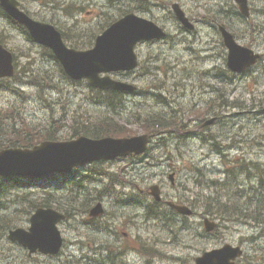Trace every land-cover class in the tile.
Masks as SVG:
<instances>
[{
  "label": "rangeland",
  "instance_id": "1",
  "mask_svg": "<svg viewBox=\"0 0 264 264\" xmlns=\"http://www.w3.org/2000/svg\"><path fill=\"white\" fill-rule=\"evenodd\" d=\"M168 1L169 3L165 2L168 7L158 5L153 7V13L139 14L153 19L164 26L170 34H173V37L179 38V42L181 43L184 41V38L180 36L178 22L170 13L173 2H179L187 9L190 15L192 13L193 16L204 20H212L213 18L217 21L220 20L217 16V11L220 10L237 26V34L239 38H242L239 39L240 42L243 44L249 43L254 50L264 54V15L261 12V9L264 11V0H251L252 18L250 22L262 26V34L254 33L255 35L250 34L251 30L241 20L234 9L233 3L228 5L226 3L227 0ZM22 2L26 6L25 9L34 17L53 23L58 28L67 31L68 33L65 34L69 39L81 47L90 46L100 28L115 15L119 14L114 9L121 11L124 8V6H117L109 12L103 0H22ZM80 6L83 7V11L81 12L79 11ZM65 8L68 10L69 15H66ZM204 8L209 9L207 14H205ZM210 26H205L203 23L198 24L196 36H205L206 29L211 28L208 32L209 38H191L195 40L192 44L193 50L187 51L184 55H181L179 51L168 52L167 43H172L175 38H170L167 42L165 40L156 42V44L147 43L149 45L141 46L138 51L141 62L149 59L151 56H158L160 53L163 54L161 55L163 58L168 59H164L163 62L158 61V66L161 69L166 68L169 71L172 66L183 68L191 65L193 62H188L189 58L196 59V57H193L192 51H197L200 54L199 58H204L203 62L197 65L200 71L208 70L212 66H223L224 51L220 46L215 25L211 24ZM246 31H248L247 34ZM0 32V40L4 39L7 46L16 53L18 68L29 73L23 77L25 80L36 78L39 81L47 80L54 83L53 75L48 72L58 76L59 68L53 60L49 62L43 58L46 55H44V51L37 44L25 38L20 29L10 24L5 17L1 16ZM213 46L215 47V52L213 53L216 54L214 57L210 56L212 50H208V48H213ZM205 56H210L211 58H205ZM144 73L145 67H140L139 73L131 74L123 79L136 85H143L145 88L149 86L161 87L160 83H156V80L149 81L145 78V80H142L141 76ZM185 74V71H180L178 78L172 79L171 82H181L182 84L180 85L186 86V90H184L185 95L180 100L184 105H190L194 104L198 99V88L200 82H203V77L198 75V78L197 74H195L194 79L187 80L184 78ZM111 75L116 79L120 77V75ZM248 77L245 76L239 81L243 86L238 83L228 86V93L231 99L240 98L249 101L251 99L257 100L264 95V61L256 70V74L251 78ZM207 78L213 84H219L218 80L209 77V75H207ZM56 83L58 84L59 81L56 80ZM236 84L239 85L238 89L235 86ZM24 90L27 96L19 98V95L0 88V115L12 111L13 108L7 109L10 107L11 102L18 101L22 103L27 111L22 125L33 129L39 138L46 130L56 135L58 140L77 138L78 136H73L75 128H79L81 132L85 130L93 132L92 129L100 127L98 126L99 120L110 116H115L123 122L124 126H126L123 132L128 136L142 134L144 133L143 130H147L142 125V118L151 111L148 108L152 106V103L146 102V105H143L145 107L141 109L142 103H145V99L143 100L142 96H135L134 98L133 94H127L126 99H123L125 97L123 96L124 94H117V97H115L98 88H91L87 83L80 80H72L70 83L61 82L59 90L47 89L42 92L38 88L30 86H25ZM202 98L203 100L200 102V105H205L206 97L203 96ZM125 100L129 104L128 110L126 109L127 102ZM200 105H197V107ZM2 108L6 109L2 110ZM163 108L161 105L154 104L152 110L157 111ZM144 109L147 110L143 111ZM188 109L190 108L188 107ZM238 111L242 110H227L223 122L214 128L211 127L212 131L219 132L221 146L212 143V141H202L197 137H184L180 138V140L178 138L167 137L168 146L165 147L162 146L159 140H154L151 144L152 157L147 158L146 155L142 156L140 158L143 161L142 164L133 165L134 168H131V166L121 173L118 172L120 174L116 178L121 183L117 184L132 185L137 179L138 182L144 180L146 182L149 181L151 184L159 183V180L163 177L162 174L166 173L163 179L166 192L172 196H176L178 193L189 196L191 200H195L193 205L198 210V213H201L204 209L202 202L205 203L206 201L204 200V187L209 179H223L225 177V168L236 167L246 159L257 161L258 164L264 167V110L241 113ZM172 113L179 118L178 120L181 122L180 128L186 132L188 131V134L194 132L192 127L198 120L193 122L188 120L196 118V115H200L201 112L199 114L191 112L186 117L185 109L178 107L172 110ZM96 114L100 115V117L102 116V118H96L90 124L85 123V120L88 118L86 116ZM138 116L139 119L137 118ZM17 120L18 117L16 116L10 119L11 122H16ZM8 125L12 124L8 123ZM101 127L103 128L104 124ZM211 128L208 130H211ZM234 139L241 140L242 142L234 145ZM231 145L233 146L228 148ZM222 150L229 155L220 154ZM236 161L239 163L236 164ZM112 164V162L105 164L108 171H112ZM115 169H117V166ZM171 172L175 173L176 184L173 186L168 177ZM43 179L45 180L46 178ZM53 180H28V183H30L28 186L31 188L27 189H35V186L41 184L42 187L36 190L42 192L43 187L54 183ZM61 180L70 198L81 201L87 196L86 190L75 181V176L72 173L61 176ZM113 189L109 188L102 192L103 196L92 197L91 199L93 201L101 200ZM20 191L21 188L17 184L9 185L8 179L0 181V195L7 196L19 193ZM165 198H168V194L165 195ZM53 199L54 196L52 195L51 202L56 204ZM20 200V197H6L0 202V206L11 207L12 214L15 212L20 213L24 205L18 203ZM147 202L149 203L147 209L149 217L146 221L142 217H138L136 220L138 226L127 224L126 222L123 225L124 230L129 232V237L126 238L123 234H120V246H131L133 252H128V258L120 255L118 258L121 263L117 264H188L194 262V259L202 253V250L220 247L225 243L243 245L245 252L252 258L256 254H260V257L253 258V261L264 264V259H262V256L264 257V238L261 239L259 235L260 228L256 227L254 223L229 224L226 228L221 229L222 236H206L202 238L196 235L194 228L200 221L199 216H194L188 221L192 227L188 228L187 224H185L182 228L177 226L172 231H169L164 228L163 224L156 221L157 218H162L164 222L167 220L164 206L156 205L151 200ZM191 202L190 200L185 201L187 204ZM109 207L111 209V206ZM30 212L31 208L26 206L25 214L27 217L22 218L19 214L16 224H19L22 218L21 225L28 227L30 222L27 219L31 216L29 215ZM87 212L88 209L85 210V213ZM136 214L140 215V212L137 211ZM60 230L65 240L61 255L51 257L41 254L28 256L27 251H24L21 246L10 242L7 237L0 234V258H4L5 261L9 260L10 264H110L112 262L111 256L114 257V255L110 252L105 253V245L97 244L101 237L90 235L87 232V227L82 224V218L79 215L67 220L65 223H61ZM138 236H140L141 240H135ZM249 236H254L255 239L253 241L247 240L246 237ZM111 238L113 237L111 236ZM145 238H151L152 241L144 240ZM153 242L157 246L152 249L155 257L149 251L150 247L147 246L148 243L152 244ZM100 246L104 248H98ZM148 254L152 257L150 261L146 258ZM7 256H10V258L6 259ZM85 256L91 259L85 258ZM102 256L106 259H102ZM115 259L117 257L114 258V261Z\"/></svg>",
  "mask_w": 264,
  "mask_h": 264
},
{
  "label": "water",
  "instance_id": "2",
  "mask_svg": "<svg viewBox=\"0 0 264 264\" xmlns=\"http://www.w3.org/2000/svg\"><path fill=\"white\" fill-rule=\"evenodd\" d=\"M5 10L17 21L24 24L33 38L54 50L63 62L66 71L74 78L88 77L90 82L107 89H131V85L111 80L108 76L100 78L101 73L117 72L134 69L138 64L135 52L136 44L144 39L158 38L165 35L161 28L153 22L137 17L131 13L112 24L102 35L98 36L95 47L88 51L69 49L63 42L61 34L53 25L31 19L19 9L17 0H0ZM243 11L248 14L247 0H238ZM184 16V14H183ZM180 19L184 22L185 17ZM187 23V22H185ZM226 34V33H225ZM226 41L231 49L229 65L235 70H241L256 62L258 56L244 48L245 53L238 52L241 47L231 39ZM14 74L12 55L0 46V77ZM210 120L207 123H213ZM146 135L131 138H105L96 141L79 139L72 142H44L33 149H8L0 152V176L2 175H33L43 176L59 171L64 172L73 166L90 161L115 158L129 154L132 151L142 152L146 149ZM156 198L160 196L155 193ZM184 214L191 215L187 207H177ZM102 212L101 206L95 207L91 215ZM64 218L53 210H38L32 218V232L20 236V239L32 249L44 246L45 251L58 252L62 239L57 229V223ZM207 230L216 224L205 219ZM243 251L240 247L229 244L221 249L204 253L197 258L196 264H235L233 260Z\"/></svg>",
  "mask_w": 264,
  "mask_h": 264
},
{
  "label": "trees",
  "instance_id": "3",
  "mask_svg": "<svg viewBox=\"0 0 264 264\" xmlns=\"http://www.w3.org/2000/svg\"><path fill=\"white\" fill-rule=\"evenodd\" d=\"M32 83H39V80L33 78L31 80ZM115 96L114 94H111ZM98 119H101L102 116L98 115ZM6 119L0 118V149L4 146L19 143V145H26L31 143L39 142L37 135L34 131L25 132L24 130H16L17 127L14 125L11 127L13 131L7 133L10 129L5 125ZM97 119V120H98ZM175 120L174 116L170 117L169 119L163 118L160 115H154L151 118H145V122L142 125L147 129V132H158V131H166L172 128H179L181 123L178 121L172 122ZM100 127L92 129L95 133H104L103 135H125L126 133L123 132V129L116 121L111 119L103 118L99 120ZM90 124V123H86ZM103 124H107L106 127H101ZM105 131V132H104ZM86 133V132H85ZM99 136V135H95ZM253 162H249V164H244L240 167L241 170L245 171L247 169L250 170L251 164ZM255 167L256 164H253ZM258 167V166H257ZM236 168H228L227 172L230 175ZM259 169V168H258ZM262 175L260 174L257 181L256 187L253 188L254 196L253 198L248 197L246 193V186L240 185L238 183H234L230 181L231 184L237 185L235 188L229 186L227 181L221 183L222 189L224 194L216 193L212 196H207V200L205 203L206 207H216L210 209H204L205 212L209 213L210 215L219 216L221 220L227 222H242L247 223L248 217L253 216L254 220L260 224H263L264 227V170L259 169ZM230 177V176H229ZM78 184H81L80 182ZM77 184V185H78ZM8 186V185H7ZM235 192V193H234ZM44 203L43 205H46ZM253 205V213L251 215L249 209Z\"/></svg>",
  "mask_w": 264,
  "mask_h": 264
},
{
  "label": "bare ground",
  "instance_id": "4",
  "mask_svg": "<svg viewBox=\"0 0 264 264\" xmlns=\"http://www.w3.org/2000/svg\"><path fill=\"white\" fill-rule=\"evenodd\" d=\"M137 58H138V61L139 62H141V57H140V55L138 54L137 55ZM109 78L111 79V80H113V81H117L118 82V79H116V78H114V77H112V75L110 74L109 75ZM72 80H75V81H78V80H76V79H72ZM95 88H98V89H100V90H102L100 87H95ZM103 91V90H102ZM115 91H116V94H118V95H120V94H125V90L124 89H115ZM105 92H107L106 90H105ZM107 93H109V92H107ZM110 94V93H109ZM174 116V118H175V120L176 121H178L179 123H181L180 122V120H178L179 118L178 117H176L175 115H173ZM107 119H111V120H113V121H116L117 122V124H119L122 128H126V126H124V124H123V122L122 121H120V120H118L115 116H110V117H106ZM106 125L107 124H104V126L106 127ZM98 126H100V123L98 124ZM145 128V127H144ZM16 130H20V129H16ZM9 131H10V133L13 131V129L12 128H10L9 129ZM34 131V130H33ZM146 131V130H145ZM86 132V133H85ZM165 132H167V130L165 131ZM51 133V132H50ZM149 133V139H151V141L153 140V135L150 133V132H148ZM104 134V133H103ZM103 134H101V133H94V132H91V131H83V132H81L80 130H79V128H75V132H74V135L73 136H78L77 138H83V139H86V140H89V141H96V140H99V139H101L102 137H104L105 135H103ZM37 135V134H36ZM95 135H99V136H95ZM55 137H56V135H55ZM39 137L37 136V138L36 139H38ZM77 138H70L69 140H74V139H77ZM56 139H57V137H56ZM58 140V139H57ZM66 140H68V139H66ZM59 141H64V140H59ZM38 143V142H37ZM146 154H145V152L144 151H142V152H137V155H136V157L137 158H141L142 156H145ZM110 163V162H109ZM236 164L237 163H239L238 161H236L235 162ZM131 168H134V166H132ZM67 174H71V172L69 171V170H67V171H65L64 173H62V175L61 176H65V175H67ZM67 177H69V176H67ZM42 178H45V177H42ZM8 179V176L7 175H2V176H0V181H6ZM111 183H110V187H108L107 189H109V188H115L116 186H117V183H121V181L119 180V179H115V178H113L111 181H110ZM128 184H130V182H128ZM176 184V181L174 182V185ZM106 189V190H107ZM163 201L165 202V200L163 199ZM153 203L154 204H156V205H158L157 203H155L154 201H153ZM160 206H162V205H160ZM98 248H100V249H102V248H104L103 246H100V247H98ZM149 251H151L152 252V249L150 248L149 249ZM153 253V252H152ZM162 253V252H161ZM154 254V253H153ZM122 256V255H121ZM143 256H145V255H143ZM117 257H120V256H117ZM154 257H155V254H154ZM114 258H116V256H114V257H112L111 256V260H112V262L114 261ZM147 259H148V261H150L151 259H152V257L150 256V254H148V256L146 257ZM172 258H174V257H172Z\"/></svg>",
  "mask_w": 264,
  "mask_h": 264
},
{
  "label": "flooded vegetation",
  "instance_id": "5",
  "mask_svg": "<svg viewBox=\"0 0 264 264\" xmlns=\"http://www.w3.org/2000/svg\"><path fill=\"white\" fill-rule=\"evenodd\" d=\"M226 3L228 4V3H232V2H230V1H226ZM233 5L235 6L234 7V9L236 10V8H238L237 7V5L236 4H234L233 3ZM239 16H240V18H241V20H243L244 21V23L245 24H247V27H248V25H251V22H249L248 20H246L247 18L246 17H244L242 14H240V12L239 13H237ZM192 20H194V22L196 23V24H199L200 22H202L203 20L202 19H199V18H197V17H192L191 18ZM229 19V21H230V23H226V24H228L229 26H231V27H233L234 28V32L236 31V25H235V23L234 22H232L231 20H230V18H228ZM207 22H216V24L217 25H219L220 24V22L219 21H217L215 18H213L212 20H208ZM209 25H210V23H209ZM214 25V24H213ZM249 28V27H248ZM219 32V31H218ZM248 33V31H246V34ZM236 34V33H235ZM250 34H251V32H250ZM236 36H238V34H236ZM195 38H198V37H195ZM200 38V37H199ZM245 38V37H244ZM238 39H242V38H238ZM191 49V48H190ZM215 93V89L213 88L212 90H204L203 92H199L198 94H197V96H198V99L194 102V104L195 105H200V102L203 100V96H205V97H208V96H210L211 94H214ZM208 100H210V98L208 97ZM206 101V100H205Z\"/></svg>",
  "mask_w": 264,
  "mask_h": 264
}]
</instances>
